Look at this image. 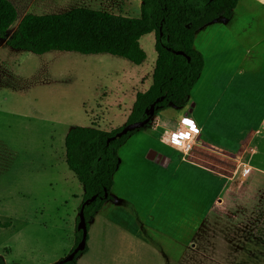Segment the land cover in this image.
<instances>
[{"label":"rangeland","instance_id":"obj_1","mask_svg":"<svg viewBox=\"0 0 264 264\" xmlns=\"http://www.w3.org/2000/svg\"><path fill=\"white\" fill-rule=\"evenodd\" d=\"M13 1L18 17L7 36L28 9L25 0ZM101 1L117 14H141V0ZM251 16L264 17V11ZM256 32L264 34V23ZM210 39L198 36L196 42L205 71L215 55L230 56L226 67L234 69L245 49L226 38ZM155 42L154 33L140 39L146 59L138 65L107 53L35 54L0 38V218L11 221L0 228V254L7 264H51L74 244L84 188L65 161L67 132L127 123L137 93L152 84ZM222 72L209 75L221 80L218 88ZM202 83L193 90L196 95L200 87L197 97L205 94ZM248 95L243 100L252 102L255 95ZM188 108L170 104L155 115L161 123L178 120ZM159 131L146 126L119 148L112 192L130 207L110 204L90 220L92 252L80 254L77 264H264V169L209 154L205 160L222 169H198L186 163L191 155L161 144ZM151 149L171 157L169 167L149 160Z\"/></svg>","mask_w":264,"mask_h":264},{"label":"trees","instance_id":"obj_2","mask_svg":"<svg viewBox=\"0 0 264 264\" xmlns=\"http://www.w3.org/2000/svg\"><path fill=\"white\" fill-rule=\"evenodd\" d=\"M238 1L141 0L139 17L87 7H75L62 13H27L11 36H7L17 20L18 11L11 0H0V38L6 39L9 47L35 54L51 51L107 53L139 65L146 59L140 39L154 33L157 58L152 84L146 91L137 93L134 108L126 121L133 123L147 118L150 106L158 98L163 97V100L156 103L155 114L170 104L175 107L186 105L205 65L204 55L194 46L196 32L218 18L229 19ZM179 50L184 54H177ZM122 128L105 130L78 125L66 135L65 161L84 188L83 202L96 196L85 206L87 228L104 203L113 198L111 191L120 160L119 148L129 136L142 129L130 131L108 143V139ZM10 225L11 221L0 218V228ZM82 235L78 228L74 247ZM87 249L86 246L71 261L61 258L51 264H77L78 256ZM0 264H7L1 254Z\"/></svg>","mask_w":264,"mask_h":264},{"label":"crops","instance_id":"obj_3","mask_svg":"<svg viewBox=\"0 0 264 264\" xmlns=\"http://www.w3.org/2000/svg\"><path fill=\"white\" fill-rule=\"evenodd\" d=\"M25 1L28 7L24 12L25 14L62 13L75 7H87L115 13L112 10L103 9V2L101 0ZM13 2L16 4L15 1ZM41 6L51 7V9H37ZM257 11H264V0H239L229 19L218 18L196 32L194 46L202 54L203 50L199 49L196 45L197 38L198 36H202L208 39L209 34L211 37L209 40L210 44L213 43V37L221 41L223 38H226L237 42L239 48H244L246 52L239 56L238 65L234 69L226 67V60L231 58L230 56L215 55L212 56V69L205 71L208 67L207 60L204 56L205 65L197 82L202 80V90L205 94L197 97L196 95L200 88L198 87L195 95L193 90L197 86L196 82L186 105L177 107L178 109L189 107L187 111L178 120L168 119L171 121H164L163 119L162 123L160 121V127H170L177 125L185 116H192L196 120L200 128V133L189 153V156L191 155L189 160H187V157L185 160L186 163L198 169H222L216 166L217 164L214 163L216 162L214 159L205 160V158H208L205 156L207 154L213 155V157H234L239 163L248 165L250 169H264V167L257 165L258 162L264 161V34H257L256 32L262 27L264 17L257 19L256 16H251L256 14ZM202 33L204 34L199 35ZM213 70L223 71L218 77L219 79L223 77L221 88L215 86L221 80L219 81L215 78L209 79V75ZM212 93H219L222 96L214 99ZM252 93L255 95L252 102L250 100H243L248 99V94ZM238 111H242V113L239 114ZM148 154L147 158L151 160ZM162 155L168 158L167 163L157 162L155 160L151 161H154L162 167H169L172 158L168 155ZM252 160L254 161L252 162ZM112 191L113 198L104 203L103 207L93 217L92 223L97 220L98 214L107 209L110 204H122L130 207L128 204L130 203L129 201L125 199L119 201V197L114 198ZM198 224L190 238L194 236V231L198 228ZM130 237L131 239H135V236ZM91 240H93L92 233L89 230L88 249L84 254H90L92 252L89 247ZM74 245L75 242L58 259L64 258L70 253Z\"/></svg>","mask_w":264,"mask_h":264},{"label":"built area","instance_id":"obj_4","mask_svg":"<svg viewBox=\"0 0 264 264\" xmlns=\"http://www.w3.org/2000/svg\"><path fill=\"white\" fill-rule=\"evenodd\" d=\"M157 116L152 117L147 126L154 131H159V142L165 146L173 148L181 155H188L200 133V128L192 116L183 117L177 125L170 127H160Z\"/></svg>","mask_w":264,"mask_h":264},{"label":"water","instance_id":"obj_5","mask_svg":"<svg viewBox=\"0 0 264 264\" xmlns=\"http://www.w3.org/2000/svg\"><path fill=\"white\" fill-rule=\"evenodd\" d=\"M177 54H184L183 51H176ZM163 100V97L161 98H158L154 103H152V105L150 106L149 110H148V117L145 118L144 120L142 121H137V122H133V123H127L123 126V128L117 132V134L111 138L108 139V143L112 140V139H115L117 137H121L125 134H127L128 132L130 131H133L135 129H138V128H142L144 127L145 125H147L150 120L152 119V117L155 116V106H156V103ZM148 157L151 159V160H155L157 162H162V163H167L168 161V158L163 156L161 153H158L156 150L152 149L149 154H148ZM96 198V196H93V197H90L88 199H86L82 205H81V208H80V211H79V228L82 230L83 232V235H82V239L79 241V243L74 247V249H72L70 251V253H68L62 260L63 261H71L73 260L77 253L80 252V251H83L85 250L86 246H87V236H88V228H87V221H86V217H85V206L86 204L90 203L91 201H93L94 199Z\"/></svg>","mask_w":264,"mask_h":264},{"label":"flooded vegetation","instance_id":"obj_6","mask_svg":"<svg viewBox=\"0 0 264 264\" xmlns=\"http://www.w3.org/2000/svg\"><path fill=\"white\" fill-rule=\"evenodd\" d=\"M159 153V152H158Z\"/></svg>","mask_w":264,"mask_h":264}]
</instances>
